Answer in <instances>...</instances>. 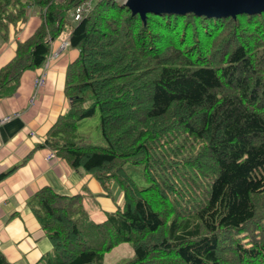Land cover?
Wrapping results in <instances>:
<instances>
[{"label":"trees","instance_id":"obj_1","mask_svg":"<svg viewBox=\"0 0 264 264\" xmlns=\"http://www.w3.org/2000/svg\"><path fill=\"white\" fill-rule=\"evenodd\" d=\"M85 1L0 0L2 40L29 9L42 18L0 68V98L69 34L79 51L66 72L69 107L40 147L95 174L111 198L113 187L123 193L95 221L86 189L38 190L28 204L52 244L46 264H104L122 243L133 249L123 264H264V9L143 18L97 0L74 22ZM96 114L104 145L79 132ZM0 264H11L1 251Z\"/></svg>","mask_w":264,"mask_h":264},{"label":"crops","instance_id":"obj_2","mask_svg":"<svg viewBox=\"0 0 264 264\" xmlns=\"http://www.w3.org/2000/svg\"><path fill=\"white\" fill-rule=\"evenodd\" d=\"M42 22L36 8L24 21L11 25L7 40L0 38V68L12 60L17 43L30 37ZM65 34L53 44L68 39ZM78 49L68 46L61 57L45 71V85L35 87L42 68L26 70L14 94L0 98V174L13 169L0 180V251L11 264H46L52 244L28 201L43 187L73 196L84 193V207L93 220L101 221L105 212H114L123 202V193L113 187L114 198L107 195L97 177L72 168L44 144L47 132L58 116L69 107L65 95L68 66L77 58Z\"/></svg>","mask_w":264,"mask_h":264},{"label":"water","instance_id":"obj_3","mask_svg":"<svg viewBox=\"0 0 264 264\" xmlns=\"http://www.w3.org/2000/svg\"><path fill=\"white\" fill-rule=\"evenodd\" d=\"M133 13L183 12L194 9L212 15H237L264 9V0H128Z\"/></svg>","mask_w":264,"mask_h":264},{"label":"rangeland","instance_id":"obj_4","mask_svg":"<svg viewBox=\"0 0 264 264\" xmlns=\"http://www.w3.org/2000/svg\"><path fill=\"white\" fill-rule=\"evenodd\" d=\"M119 3H127L128 0H114ZM97 0H93L95 4ZM79 132L84 135L88 143L104 145V140L99 127V116L94 115L91 118H87L79 123ZM96 221V220H95ZM242 237L245 235H241ZM244 241L248 242V239ZM133 257V249L129 243H122L119 246L113 248L105 256L104 264H123Z\"/></svg>","mask_w":264,"mask_h":264},{"label":"built area","instance_id":"obj_5","mask_svg":"<svg viewBox=\"0 0 264 264\" xmlns=\"http://www.w3.org/2000/svg\"><path fill=\"white\" fill-rule=\"evenodd\" d=\"M93 6V0H86L85 2H83L82 4L78 5L74 11L72 12V19L74 22H77L79 20H81V18L92 8ZM69 46V41L68 39L62 40L59 42V44L54 45L52 43L51 45V49L50 52L47 56V58L45 59L42 67L44 71L43 73L38 76L35 80V87L36 88H41L45 85V71L48 70L51 66V64L59 59L61 57V55L65 52L66 48ZM9 118H4L2 120H0V124L3 123L4 121H6ZM55 154L54 152H50L48 157H54Z\"/></svg>","mask_w":264,"mask_h":264},{"label":"clouds","instance_id":"obj_6","mask_svg":"<svg viewBox=\"0 0 264 264\" xmlns=\"http://www.w3.org/2000/svg\"><path fill=\"white\" fill-rule=\"evenodd\" d=\"M72 15V14H71ZM71 18H72V16H71ZM73 20V19H72Z\"/></svg>","mask_w":264,"mask_h":264}]
</instances>
